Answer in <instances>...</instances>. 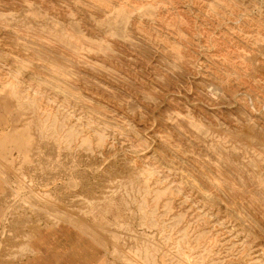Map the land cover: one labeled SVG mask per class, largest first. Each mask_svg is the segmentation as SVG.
<instances>
[{
    "label": "rangeland",
    "instance_id": "374dc122",
    "mask_svg": "<svg viewBox=\"0 0 264 264\" xmlns=\"http://www.w3.org/2000/svg\"><path fill=\"white\" fill-rule=\"evenodd\" d=\"M0 130L39 204L0 207V264L46 216L108 264H264V0H0Z\"/></svg>",
    "mask_w": 264,
    "mask_h": 264
},
{
    "label": "crops",
    "instance_id": "0c3cea01",
    "mask_svg": "<svg viewBox=\"0 0 264 264\" xmlns=\"http://www.w3.org/2000/svg\"><path fill=\"white\" fill-rule=\"evenodd\" d=\"M12 131L0 130V157H7L12 163L11 165H2L0 162V178L2 181V185H0V207H5L6 210L12 198L9 201L7 199L13 196L14 201L19 202V205L17 204L19 207L28 206L39 211L38 200L35 197L36 193L34 190L29 189L27 182L29 180L33 182L35 178L31 174H26L21 167H13L16 161L14 150L18 152L17 156L20 157L21 161L19 162L22 164L23 146L22 140ZM11 173L18 177V180L16 187H11L13 192L9 194L7 186H11V182L8 180V175ZM33 183L32 186H35V181ZM47 213L51 214V211L47 210ZM46 217L37 223V228L34 226L36 229L31 233V243L24 255L25 259L18 264H49V260H45L43 256L58 253L52 248L55 241L69 245V249L72 250L70 252L72 255L59 264H108V261L104 257L101 258L99 252L90 244L91 240L95 241L99 237V231L95 228L96 224L89 223L88 225V221L85 219H65L55 223L47 220ZM1 219L6 220V218ZM48 246H51L50 250H46ZM75 255L79 258L74 259ZM52 264L54 263L52 262Z\"/></svg>",
    "mask_w": 264,
    "mask_h": 264
}]
</instances>
